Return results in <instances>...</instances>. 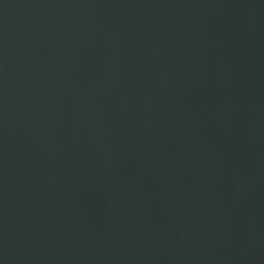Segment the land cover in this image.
Segmentation results:
<instances>
[{
  "label": "water",
  "instance_id": "95a60500",
  "mask_svg": "<svg viewBox=\"0 0 264 264\" xmlns=\"http://www.w3.org/2000/svg\"><path fill=\"white\" fill-rule=\"evenodd\" d=\"M0 264H264V0H0Z\"/></svg>",
  "mask_w": 264,
  "mask_h": 264
}]
</instances>
